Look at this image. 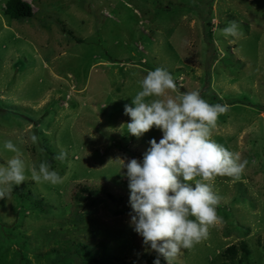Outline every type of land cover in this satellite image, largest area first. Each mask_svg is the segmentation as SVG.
<instances>
[{
  "label": "rangeland",
  "instance_id": "rangeland-1",
  "mask_svg": "<svg viewBox=\"0 0 264 264\" xmlns=\"http://www.w3.org/2000/svg\"><path fill=\"white\" fill-rule=\"evenodd\" d=\"M6 1L0 165L14 155L3 148L11 139L29 171L0 199V264H152L155 251L129 226L120 159L142 158L162 132L109 129L126 131L124 105L156 67L184 89L162 98L195 90L230 105L212 139L248 161L239 178L215 177L220 219L174 264H228L222 252L242 243L234 264H264V0H25L32 15L21 18ZM233 20L239 35L225 37ZM41 161L63 182L32 181Z\"/></svg>",
  "mask_w": 264,
  "mask_h": 264
},
{
  "label": "clouds",
  "instance_id": "clouds-1",
  "mask_svg": "<svg viewBox=\"0 0 264 264\" xmlns=\"http://www.w3.org/2000/svg\"><path fill=\"white\" fill-rule=\"evenodd\" d=\"M225 37L239 35L238 23L233 20L223 29ZM140 90L124 105V114L130 117L125 132L137 138L155 127L162 132L157 142L142 158L123 159L120 170L127 178L129 189V226L142 237L147 252L155 251L152 264H174L182 249H190L207 238L209 227L220 218L217 215L219 195L214 191L217 176L239 178L248 161L212 139V129L219 115L230 108L225 102L210 104L198 91L184 92L175 98H162L178 85L165 68L147 71L139 81ZM32 141L37 137L33 135ZM3 148L14 153L0 165V199L10 194L13 186L28 179V167L21 149L11 139L3 141ZM66 153L55 159L63 162ZM31 180L57 185L63 177L50 168L47 161L30 169ZM199 178V179H198Z\"/></svg>",
  "mask_w": 264,
  "mask_h": 264
},
{
  "label": "trees",
  "instance_id": "trees-1",
  "mask_svg": "<svg viewBox=\"0 0 264 264\" xmlns=\"http://www.w3.org/2000/svg\"><path fill=\"white\" fill-rule=\"evenodd\" d=\"M5 13L9 14L12 18H21V17H28L32 15V8L28 2L25 0H7L5 3ZM178 90L184 91L183 88L178 87ZM126 210L130 211V205L126 206ZM241 250L247 252L246 244L242 243L241 245L238 244H231L225 248L222 252V256L226 259L228 264H234L237 253Z\"/></svg>",
  "mask_w": 264,
  "mask_h": 264
}]
</instances>
